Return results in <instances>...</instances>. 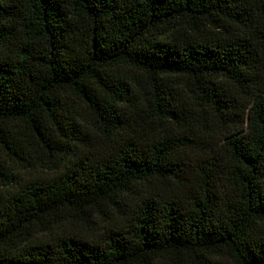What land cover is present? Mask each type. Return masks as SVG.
<instances>
[{
  "label": "trees",
  "instance_id": "1",
  "mask_svg": "<svg viewBox=\"0 0 264 264\" xmlns=\"http://www.w3.org/2000/svg\"><path fill=\"white\" fill-rule=\"evenodd\" d=\"M0 264H264V0H0Z\"/></svg>",
  "mask_w": 264,
  "mask_h": 264
}]
</instances>
